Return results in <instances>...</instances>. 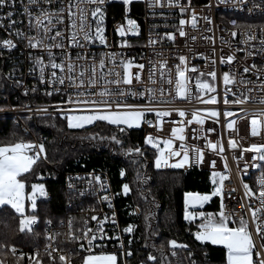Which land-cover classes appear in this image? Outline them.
Masks as SVG:
<instances>
[{"label":"snow or ice","instance_id":"6c2138e0","mask_svg":"<svg viewBox=\"0 0 264 264\" xmlns=\"http://www.w3.org/2000/svg\"><path fill=\"white\" fill-rule=\"evenodd\" d=\"M54 2H58L60 6L58 8L53 7ZM107 0H27L24 3L21 0L20 6L22 7V13L28 23V32L15 27L19 20L13 19L15 15L14 11L9 10L3 15H0V29L10 30L8 31L9 38L0 39V48L4 50H12L17 47V44L10 37L14 34L17 39L26 41L27 47L31 49H39L44 55L33 56L31 52L28 54V59L31 61V67L29 68V74H37L38 80L41 85L47 86L49 90L44 92L45 95L51 96L53 93H58L67 96V100H62L55 105V108L59 110L61 105L67 103L75 106L74 109L69 112L63 113L68 127L70 128H84L86 125H92L96 122H106L108 125H115L120 133L126 132L133 127H140L142 123H146L149 127L154 125L162 130L163 118L170 116L173 112L178 113L180 117H185L188 113L182 108H168L166 105L169 101L167 96H171L172 93L168 89L161 86L158 90L152 87H144L142 90L134 91V81L138 84H143L141 78V71L145 65L143 63H134L132 59H119L118 71L116 68L117 54L115 52L101 53L100 59L97 61L95 54H89L85 50V44L91 45L96 41L100 44L107 46V40L105 36L104 20L105 11L104 5ZM134 0H120V3L124 8L123 23L118 24L115 27V32L122 38L127 34H139V25L137 20L131 18L130 5ZM236 0H233L235 4ZM17 0H0V9L6 7L14 9L16 7ZM211 3V0H210ZM240 5L245 3V0H239ZM85 5L94 7H85ZM160 7H178L181 13V18L176 26L179 36H186L184 27L190 24L192 28H196L198 25V13L195 9H191V15L189 19L183 18V14L188 12L191 6V0H188V4L182 6L181 0H148V7L153 8ZM210 6V4H209ZM254 7L259 8L260 5L256 4ZM35 8L34 12L32 9ZM250 12L252 9H248ZM205 20L211 22L210 18L205 16ZM7 20V25L4 24V20ZM67 20V24H65ZM93 22L95 26L93 27ZM235 24V21H233ZM34 30L35 34H31ZM237 33L232 32L235 36ZM167 38L170 41H175V35L173 32H166L164 37L153 38L151 33L149 34L148 44L154 45L160 39ZM195 40L196 37H191ZM253 36H248L247 40H253ZM67 41L65 44L64 41ZM81 40L84 43H81ZM247 42V41H246ZM264 44V41H262ZM130 47L127 41L124 40L122 45ZM75 47L80 49L73 58L71 52L66 51V48ZM54 49L59 50L61 55L58 58L57 52ZM254 52H247L246 55H254ZM2 55V52H0ZM45 55L47 59H45ZM162 55V53H157ZM202 55V54H199ZM208 59V58H205ZM235 59L234 55H228L226 58L221 57L220 62L222 64L227 63L231 65ZM179 63L175 65V98L187 99L192 95V89L189 85L190 77L187 73H198L195 81V88L198 95L197 100L202 104L216 105L218 103L217 95V72L215 71V59H212L213 70L207 73L201 71L197 66L193 65L190 69L188 67L187 58L184 55L178 57ZM106 61L113 65V67L106 68ZM150 68L148 73L149 84H155L154 77L159 72L160 79L168 85L173 84L172 70L167 67L166 60L153 63L149 61ZM136 68L137 71L133 72L132 69ZM243 73L254 72L257 76V80L260 82V90L264 91V73L257 68L256 64L251 66H244ZM167 73V74H166ZM15 75V69L6 73L5 76L9 79ZM207 76L209 79H204ZM222 83L224 85L223 102L225 105L232 103L234 105H244L251 101L253 98L248 94L254 89L247 87L248 84L253 83L251 80H246L243 75L240 77V84L244 85V90H238L232 92V85L236 84V76L225 71L222 73ZM211 80V82H209ZM17 84L21 81L17 80ZM67 85V87H65ZM36 87L33 86L31 91L36 92ZM63 90V91H62ZM28 89L25 88V94L27 95ZM211 93L206 98L205 95ZM231 93L233 99L229 101L228 95ZM139 98L144 100V103H129L128 98ZM259 103L264 104V98L259 99ZM27 107V106H26ZM244 112L243 108L239 109ZM30 111V109H29ZM47 106L38 108L37 112L47 113ZM149 114H154L155 121L146 119ZM207 114L209 117L218 118L221 113L215 107L197 109L191 112V119L187 121H181L180 127H173L171 129V137L162 139L159 136H153L152 133H148L144 137V144L151 145L157 150L155 155L154 164L156 168L162 166H171L176 168H182L185 165L191 166L192 164H199L203 162L204 150L196 145H187L185 142L186 137L183 134L185 131V124H204V116ZM224 117H232L234 114L231 111L225 110L223 112ZM235 121H229L228 127L232 128ZM261 126H264V111H258L251 117V135L258 136L261 132ZM209 132L213 129H208ZM195 129H193V133ZM98 134L91 135L90 138H97ZM101 140L108 139L110 142L115 143L123 147V141L118 138L116 134H112L108 137H99ZM174 139H178L181 144L182 150H177L173 147ZM163 143L164 147H160V143ZM207 146L210 149L224 151L222 143H213L207 141ZM230 148H235L236 144L233 140L228 141ZM247 151L257 153L252 157L253 161H264V144L253 143L250 145ZM42 154L46 159V150L43 144H35L32 141H25L23 139L16 140L15 142H9L0 144V206H10L14 209L15 213L21 217L19 219V231L31 232L33 225L37 223L39 217L35 214H25V201L30 202V207L35 212L37 209V195L40 197H46L47 192L45 185L42 183H33L30 185L31 191L26 189L29 187L24 179L25 174L30 173L34 165L41 158ZM125 155H138L143 157V152L139 146H129L124 150ZM242 156V154H241ZM175 158V163H170ZM241 157H236L239 160ZM215 160L211 162L212 167L215 168ZM248 165H246L247 167ZM252 167H261L259 163H253ZM225 168L227 164L225 163ZM88 180L89 185H92L93 181L100 184L101 188H106V181H102L99 175L89 173ZM119 175L125 176V169L121 168ZM139 178V173L137 174ZM78 179H85L84 177H77ZM227 177L223 173L216 172L211 173V181L213 190L211 192H199L188 191L184 193V212L183 218L185 221L192 222L199 218L202 222L197 225V231H195V239L201 243L211 242L213 245H222L225 249V255L222 264H264V220H261L258 213L264 210V175L258 180V189H253L248 184H243L245 194L248 197H254L258 195L260 200V208H251V218L245 220L242 216L236 218L234 213L226 211V206L223 203V182ZM71 179V178H70ZM71 187V185H69ZM124 195H127L131 189L128 183H124L121 186ZM214 196L221 197L220 210L218 213H205L204 211H197V207H203L205 202L209 201ZM103 201L108 202L109 207H112L111 197L104 195ZM138 212V209L134 210ZM115 212L112 213L111 222L115 224ZM151 217V213L145 215V221L147 222ZM92 221H96V228L91 229L87 226V221H84V227L79 229H73V221L68 220V238L71 242H78L79 249L85 251L87 254L79 256L80 264H118L117 254L115 252L97 251L93 252V248L103 247L97 246L94 242L99 238L103 240L107 233L104 231V224L109 220L107 215L103 218H98L97 215L91 216ZM238 221V222H237ZM255 229V234L260 237V246L257 250L256 243L253 239V232L250 230L249 223ZM51 223V220L47 221ZM232 224L233 226H229ZM151 227L150 224L147 225ZM135 229V225L128 224L123 228L124 233L131 234ZM49 239L54 240L55 236H49ZM110 239L119 240V235L111 237ZM81 241H86L88 247L85 248V244ZM131 244V240L128 241ZM169 250L172 256H177V248L187 249L188 245L178 243L177 240L172 239L167 242ZM147 246V245H146ZM120 247L123 248V242ZM10 250L15 254V246H11ZM47 251V249H46ZM161 254L163 255V245L161 246ZM53 252L62 253L60 249H53L47 251V256L51 260L52 264H56L57 257L53 255ZM23 255V254H21ZM122 255L131 256L132 251L129 249ZM188 255L191 257L192 253ZM37 252L34 257L35 264H42L41 259L38 258ZM166 259V258H165ZM59 264H73V255L59 254ZM0 264H5L3 260H0ZM140 264H164V260H158L157 256L149 252L145 259L140 261Z\"/></svg>","mask_w":264,"mask_h":264},{"label":"built area","instance_id":"2783aa9c","mask_svg":"<svg viewBox=\"0 0 264 264\" xmlns=\"http://www.w3.org/2000/svg\"><path fill=\"white\" fill-rule=\"evenodd\" d=\"M112 1L120 3V0H107L104 5V11L106 13L104 20L105 36L107 40V46L102 45L99 41L88 45L85 44V50L89 53L95 54L96 60L100 59L101 53L115 52L117 54V64L115 65L119 71V59H132L134 63H143L144 69L141 71V78L143 84H138L134 81L133 90H142L144 87H152L158 90L161 86L171 91L172 95L167 96L166 99L169 103L166 105L168 108H182L188 115L180 117L178 113L173 112L170 116L163 118L162 130L157 128L155 125L149 127L146 123L142 124V128L148 133H152L153 136H159L162 139L171 137V129L173 127H180L181 121H187L191 119V112L197 109L215 107L221 113L217 122V118L209 117L207 114L204 116V124L200 125L196 122L192 124H185L184 135L186 140L184 143L187 145H196L197 147L204 150V159L202 163L192 164L191 166L185 165L182 168H176L171 166H162L159 170H188L195 168L201 171H206L210 174L212 171L223 173L227 177L223 182V203L226 206V211L234 213L235 217H243L245 220L251 218V208H260V200L257 196L248 197L245 194L243 184H248L253 191L258 189V180L264 175V161L254 162L252 157L257 155L252 151H247L251 144L260 143L264 144V126H261V132L258 136L251 135V117L258 111H264V104L259 103V99L264 98V91L260 90V82L257 80V76L254 72L243 73L244 66H251L256 64L257 68L264 73V0H245L243 5H240L239 0H236L235 4L233 0H191V6L188 12L183 14V18L189 19L191 15V9H195L198 13V25L196 28H192L190 24L185 25L184 31L186 36L181 37L177 31L178 21L181 18V13L178 7H160L156 6L153 8L148 7V0H134L130 5L131 18L137 20L139 25V34H127L125 37H121L115 32V27L123 23L124 8L121 5V11L112 20L109 21V10L108 7ZM27 3V0H23ZM21 0H17L16 7L10 9L8 7L0 9V15H3L9 10L14 11L15 15L13 19L21 21L15 27L28 32L27 19L21 15L22 7L20 6ZM67 3V0H65ZM188 0H181V5H187ZM210 4V6H209ZM259 4L260 7L256 8L254 5ZM60 4L54 2L53 7L58 8ZM85 7H94L85 5ZM248 9H252L250 12ZM34 12L35 8L32 9ZM209 17L211 22L205 20L203 17ZM235 21V24L233 23ZM4 24L7 25V20H4ZM67 24V20H65ZM95 26L93 22V27ZM8 31L6 29H0V39L9 38ZM235 31L237 34L232 35ZM166 32H173L175 35V41H170L167 38L160 39L154 45L148 44L149 34L153 38L164 37ZM31 34H35L34 30ZM195 36L196 39L192 40L191 37ZM248 36H253L254 39L248 41ZM17 44V47L12 50H4L0 48L2 56L4 57L5 70L4 73L10 72L13 68L15 69V75L13 78L8 79L9 92H0V116L9 115L12 116L16 122H21L23 116H36L42 114H63L74 109L75 106L64 103L61 108L57 110L55 105L60 103L62 100L66 101L67 96L58 93H53L51 96L44 94L46 90H49L47 86L41 85L38 80L37 74H29V68L31 67V61L28 59V54L31 52L33 56L44 55L39 49H31L27 47L26 41L17 39L13 34L11 37ZM126 40L128 46H121L123 41ZM247 41V42H246ZM65 44L67 41H64ZM81 43L84 41L81 40ZM57 52L58 58L61 55L59 50L54 49ZM66 51L71 52L73 58L76 53L80 51L75 47L66 48ZM247 52H254V55H246ZM162 53V55H157ZM202 54V55H199ZM184 55L187 58L189 69L195 65L201 71L207 73L213 70L212 59H215V71L217 72V95L218 103L216 105L202 104L196 96L198 95L195 88L196 76L198 73L188 72L189 85L192 89V95L187 99L175 98L174 82H175V65L179 63L178 57ZM228 55H234L235 59L231 65L220 62L221 57H227ZM208 58V59H205ZM45 59H47L45 55ZM166 60L167 67L172 70L173 84L170 86L160 79L159 72L157 71L154 79L155 84H149L148 73L150 64L149 61L157 63L158 61ZM108 67H113L112 64L107 63ZM133 72L137 71L134 67ZM229 71L236 76V84L230 86L232 92L238 90H244L245 86L240 84L241 75L246 80H251L253 83L248 84L247 87L253 88L251 93H248L253 99L244 105H234L229 103L227 105L223 102L224 96V85L222 83V73ZM167 74V73H166ZM261 78H264L262 76ZM204 79H209L207 76ZM21 81L17 84L16 81ZM211 82V80H209ZM36 87V92H32V87ZM67 87V85H65ZM25 88L28 89L27 95L25 94ZM63 91V90H62ZM208 93L205 95L206 98ZM37 100L29 102V100ZM50 99V100H49ZM229 101L233 99L231 93L228 95ZM27 100V101H26ZM46 100V101H39ZM48 100V101H47ZM129 103H144L145 101L139 98H128ZM27 106V107H26ZM47 106V113L37 112L38 108ZM243 108L244 112L239 109ZM30 109V111H29ZM233 112L232 117H224L223 112ZM146 119L155 121L154 114H149ZM235 121L232 128H229L228 122ZM24 127V126H23ZM193 129L195 132L193 133ZM208 129H213L209 132ZM233 140L236 144L235 148L228 146V141ZM26 141V140H25ZM32 142L35 144H42L36 137H32ZM207 141L213 143H222L224 151L221 153L218 150L210 149L207 146ZM181 142L178 139H174L173 147L177 150L180 148ZM160 147L164 145L161 142ZM155 149V148H154ZM157 150L155 149V155ZM242 154V156H241ZM43 155L41 156V158ZM236 157H241L239 160ZM155 159V156H154ZM175 158L170 163H175ZM215 160V168L212 167L211 162ZM225 163L227 168H225ZM253 163H259L261 167H252ZM246 165H248L246 167ZM155 166V164H154ZM156 168V167H155ZM158 169V168H156ZM54 173L57 174L56 168L53 169ZM89 173L99 175L102 181H106V188H101L99 183L93 181L92 185H89L88 180L92 179L89 177ZM77 177H84L85 179H78ZM71 178V179H70ZM71 185V187L69 186ZM62 188L66 193L64 200V207H66L67 213L59 216L57 219L49 218L46 220L43 228V239L44 249L52 251L55 249L62 250V253L53 252V255L58 258L59 254L67 255L69 250H73L76 256H83L87 253L79 249L78 242H71L68 238V220L73 221V229H79L84 227V221H87V226L91 229L96 228V221L91 220L92 215H97L98 218H103L104 215L109 217V220L104 224V231L107 236L101 240L97 239L94 243L97 246L102 245L103 247L93 248V252L107 251L115 252L117 258L122 264H130L131 256L122 255L131 248L129 247L128 241L131 240V234L124 233L123 228L127 225L122 223L120 219V210L116 204V193L113 190L111 179L106 170L101 168H90V169H68L62 174ZM31 191V190H30ZM108 195L111 197L112 207L110 208L108 202L103 201L102 197ZM37 197H40L37 195ZM219 197V210L221 204V197ZM134 210L138 209L137 206L133 207ZM71 211V212H70ZM139 211V209H138ZM115 212V224L111 222L112 213ZM261 220H264V210L258 213ZM51 220V223L47 221ZM250 230L253 232V239L256 243L257 250L260 246V237L255 234V229L249 223ZM119 235L120 239H110ZM49 236H55L54 240L49 239ZM85 244V248L88 247L86 241H81ZM123 242L124 247L121 248L120 244ZM68 247L70 249H68ZM35 253L38 252V248L33 250ZM177 256H172L171 253L168 255L172 258L173 264H196V259L192 251L187 250H176ZM170 252V251H169ZM191 252L190 257L188 253ZM22 253H19L21 255ZM27 253L26 255H28ZM140 264V262L134 263Z\"/></svg>","mask_w":264,"mask_h":264},{"label":"trees","instance_id":"16d2710c","mask_svg":"<svg viewBox=\"0 0 264 264\" xmlns=\"http://www.w3.org/2000/svg\"><path fill=\"white\" fill-rule=\"evenodd\" d=\"M121 8L120 3L111 2L108 7L109 21L120 13ZM3 58L0 55V92L5 93L9 92V82L4 73ZM34 101L37 100H29ZM93 134H98L97 138H90ZM112 134L123 141V147L99 138ZM33 136L44 145L46 159L42 154L43 157L37 161L33 170L25 174L24 179L29 186L26 190L30 192L33 183H42L47 196L37 198L35 212L28 209L25 211L26 215L35 214L39 217L31 232H20L19 214L10 206H0V260L5 264H35V259L30 258L35 256L33 250L37 248L42 264H52L44 249L43 228L49 218L57 219L67 213L63 200L66 193L62 188V174L68 169L90 168L107 171L116 193L122 223L135 225L129 245L132 251L130 264L145 259L149 252L157 256L158 260H164V264H171L167 242L172 239L188 245L183 250L193 252L196 264H222L224 247L197 241L194 236L196 226L183 218L184 193L211 192L213 185L210 174L195 168L185 171L156 169L155 149L144 144L146 132L142 126L120 133L117 126L106 122H96L84 128H70L64 114L23 116L21 122H16L9 115L0 116V144L19 139L29 141ZM129 146H139L143 157L125 155L124 150ZM55 168L57 174H51ZM121 168L125 169L123 177L119 175ZM124 183H128L131 189L127 195L121 189ZM134 206L138 207V212L134 211ZM204 210L218 212L219 197L214 196L206 202ZM149 212L151 217L146 222L145 215ZM162 245L163 255L160 251ZM11 246H15V254L10 250ZM69 253L73 255V264H80L79 256L73 250H69L67 255ZM56 264H59L58 258ZM118 264H122L119 259Z\"/></svg>","mask_w":264,"mask_h":264},{"label":"rangeland","instance_id":"374dc122","mask_svg":"<svg viewBox=\"0 0 264 264\" xmlns=\"http://www.w3.org/2000/svg\"><path fill=\"white\" fill-rule=\"evenodd\" d=\"M143 124V123H142ZM142 124L140 125V126H142ZM32 140V138L29 140V141H31ZM151 146V145H150ZM38 198V197H37ZM208 202V201H207ZM206 203V202H205ZM205 205V204H204ZM204 205H203V207L202 208H200L199 206L197 207V211H204L205 213H209L210 211H205L204 210ZM26 209H28V210H32L31 209V207H30V202L29 201H25V211H26ZM219 212V211H218ZM218 212H211V213H218ZM28 215H30V214H28ZM165 215L166 216H168L166 213H165ZM169 217V216H168ZM170 218V217H169ZM202 221L199 219V218H197L195 221H192V224H194L195 226H196V230L195 231H197L198 229H197V225L198 224H200ZM238 222V221H237ZM229 226H233L232 224H230ZM195 231H194V233H195ZM211 243V242H210ZM181 249H183V248H177L176 250H181ZM170 251V250H169ZM168 251V253H170ZM169 256V255H168ZM170 257V256H169ZM171 258V257H170ZM171 264H173V260H172V258H171Z\"/></svg>","mask_w":264,"mask_h":264}]
</instances>
